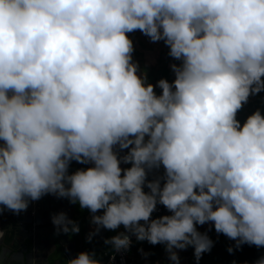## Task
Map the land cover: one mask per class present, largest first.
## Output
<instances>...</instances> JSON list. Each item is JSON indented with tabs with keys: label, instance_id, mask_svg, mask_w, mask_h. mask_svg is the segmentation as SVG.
I'll return each mask as SVG.
<instances>
[{
	"label": "clouds",
	"instance_id": "1",
	"mask_svg": "<svg viewBox=\"0 0 264 264\" xmlns=\"http://www.w3.org/2000/svg\"><path fill=\"white\" fill-rule=\"evenodd\" d=\"M134 31L181 61L162 94L132 62ZM262 91L264 0H0V214L51 193L175 264L174 249L193 246L197 264L211 251L206 223L235 249L264 248V115L236 118ZM158 204L171 214L153 219ZM53 222L80 232L64 213Z\"/></svg>",
	"mask_w": 264,
	"mask_h": 264
},
{
	"label": "crops",
	"instance_id": "2",
	"mask_svg": "<svg viewBox=\"0 0 264 264\" xmlns=\"http://www.w3.org/2000/svg\"><path fill=\"white\" fill-rule=\"evenodd\" d=\"M128 36L133 41L134 51L132 53V62L138 64V74L142 77H147L146 83L157 85L154 88V91H156L158 95L162 94V89L158 87V81L161 79H167L170 83L173 82L175 79V74L172 70V65H179L181 61H177L169 56L168 53L170 49L162 40L159 42H154L155 44L153 46H147V42L144 41V39H149L150 42L151 39L143 33L134 31L132 33H128ZM163 54H165V57H163ZM162 58H164V60ZM117 151L119 150L117 149ZM127 151L128 150H124V152H120L119 154L122 156L126 154ZM91 166V164L81 165L73 162L69 172L72 173L78 168H87ZM129 166L130 165L122 164V167L124 168ZM148 176H155V173L150 171ZM40 200L49 206V210H47L46 215L50 221L53 222L54 217L64 213L69 220L73 221L80 228V232L78 234L72 232L62 233L70 237L69 239H66V244L68 249L71 251L73 258L71 255H66L61 249V252L58 255H55L50 259L51 263L54 260L59 259L53 264H66L68 260L74 259L81 252L86 251L89 253H95L93 258L99 260L101 264H105L106 258L104 256V252L111 249L112 245L105 243V241L111 239L113 234L110 230L105 229V234L102 235L99 233V231H96L98 227L99 229L102 227L92 222L93 216L102 215L103 210L93 214L87 209H81L78 202L74 204L68 197H60L57 194L51 193L42 196ZM85 210L87 212H85ZM69 227L71 228V225H69ZM61 229H63V225H61ZM90 236L91 240H89ZM98 236L100 239H97ZM87 244H90L92 249H89Z\"/></svg>",
	"mask_w": 264,
	"mask_h": 264
},
{
	"label": "water",
	"instance_id": "3",
	"mask_svg": "<svg viewBox=\"0 0 264 264\" xmlns=\"http://www.w3.org/2000/svg\"><path fill=\"white\" fill-rule=\"evenodd\" d=\"M48 207L39 199L29 201L26 211L3 210L0 214V231L4 233L0 238V264H53L59 259L52 263L50 259L61 249L73 258L66 244L70 237L62 234L61 226L58 232V226L47 218ZM99 233L105 234V228H100ZM87 247L92 249L90 244Z\"/></svg>",
	"mask_w": 264,
	"mask_h": 264
},
{
	"label": "trees",
	"instance_id": "4",
	"mask_svg": "<svg viewBox=\"0 0 264 264\" xmlns=\"http://www.w3.org/2000/svg\"><path fill=\"white\" fill-rule=\"evenodd\" d=\"M261 100L262 106L264 107V91L257 94ZM244 111V108L238 111L237 120L240 121V113ZM242 121V120H241ZM130 167V166H129ZM157 171L153 170V173ZM151 176H148L150 178ZM85 212H87L85 210ZM166 209L164 215H170ZM163 216V215H161ZM207 233L209 238L213 241V247L210 252L202 254V258L199 264H255L259 258L264 256V248H257L255 246H249L247 244L243 245L240 249H235V241L230 240L223 234L216 233L214 226L210 224L208 230L203 231ZM229 247H233L235 250L233 253H229ZM141 249H145L149 252L152 263L156 262V259L161 257L165 251V245H152L147 241H138L133 245V251L136 255L140 254ZM188 254L190 255L188 264H197L196 257L194 255L193 246H188ZM114 247L111 245V249L108 251H113ZM141 263L142 261L139 260ZM151 263V264H152Z\"/></svg>",
	"mask_w": 264,
	"mask_h": 264
},
{
	"label": "rangeland",
	"instance_id": "5",
	"mask_svg": "<svg viewBox=\"0 0 264 264\" xmlns=\"http://www.w3.org/2000/svg\"><path fill=\"white\" fill-rule=\"evenodd\" d=\"M144 41L147 42L146 43L147 46H153L155 44L152 41L150 42L149 39H144ZM163 57H165V54H163ZM162 59L164 60V58ZM242 108H244V111L240 113L241 126L247 120V118L250 115L254 114L257 110H259L261 114L264 115V107L262 106L261 100L259 99L257 94L250 95L247 103H245ZM209 227H210V223H206L203 226L197 225V230L203 234L204 233L203 231L208 230ZM117 230L118 229L110 230L113 236L115 235ZM188 250H189L188 247L186 250L174 249V251L177 252L180 258V264H188V260L190 257V255L188 254ZM149 255H150L149 252L144 249L143 251H140V254L137 256V258L141 260L143 264H151L152 261ZM154 264H175V262L171 261L169 259V254L165 252L161 257L156 259V262Z\"/></svg>",
	"mask_w": 264,
	"mask_h": 264
},
{
	"label": "built area",
	"instance_id": "6",
	"mask_svg": "<svg viewBox=\"0 0 264 264\" xmlns=\"http://www.w3.org/2000/svg\"><path fill=\"white\" fill-rule=\"evenodd\" d=\"M163 175V169L161 168L159 171L155 172V176H151L148 178L149 180L155 179L159 176ZM145 191H149L147 188H145ZM166 213V208L163 205L158 204L156 211L152 214V218H158L161 215H164ZM143 223V222H141ZM125 233L130 237L131 244L130 247L125 250L121 249L120 251H116L115 249L113 251H105L104 256H105V264H143L139 261L137 256L134 254L133 251V245L138 242L136 236L127 231L123 225L116 231L115 235H118L120 233ZM114 235V236H115Z\"/></svg>",
	"mask_w": 264,
	"mask_h": 264
}]
</instances>
